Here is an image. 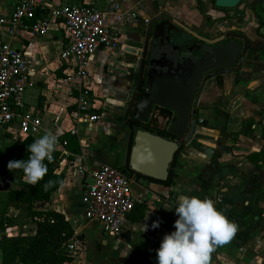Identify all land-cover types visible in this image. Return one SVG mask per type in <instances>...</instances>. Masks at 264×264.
I'll return each mask as SVG.
<instances>
[{
	"label": "crops",
	"instance_id": "0c3cea01",
	"mask_svg": "<svg viewBox=\"0 0 264 264\" xmlns=\"http://www.w3.org/2000/svg\"><path fill=\"white\" fill-rule=\"evenodd\" d=\"M18 1L0 0V18L7 22ZM213 1L52 0L55 6L92 4L102 10L121 3L135 11L133 18L118 24L121 34L118 48L98 50L90 56L85 84L90 88L100 120L91 131H80L81 142L74 137L80 153H72L67 159L74 162V166H66L61 172L56 169V173H63L65 178L47 205V209L64 214L75 232L83 236L84 247L72 264H101L99 252L103 246L107 248L109 264H157L156 249L163 235L174 231L173 222L177 218L174 207L180 195L208 197L238 226L232 239L216 248L212 264L264 263V164L256 166L249 160L251 153L259 152L264 146V13L256 16L258 7L264 11V0L247 1L232 10L216 9ZM161 12L205 38L238 31L248 37L251 46L238 72L213 79L202 88L196 104L199 124L176 159L174 184L165 186L132 177V193L142 201L136 207H146L147 220L144 217L141 222L132 221L134 212L138 211L135 207L121 231L110 234V243H106L105 235L96 241L97 249L93 254L94 246L82 227L84 193L93 180L92 174L101 166L121 168L126 165L134 131L126 121L131 118L126 117V111L138 80L143 47L141 35L148 19ZM6 27L7 23L0 24V46L10 41ZM11 44L24 50L30 58V86L26 98L33 104L26 103L42 121L41 130L33 137L36 139L45 131H51L61 140L74 128L72 112L76 97L74 81H66L72 70L61 58L67 45L61 26L53 24L45 37L21 33ZM168 122L169 119L159 117V130L168 129ZM203 122L206 125L203 126ZM246 125L251 126L250 132ZM14 140H19L16 135L0 131V147ZM61 155L60 160L65 162V156ZM79 166L88 170L85 176L76 172ZM16 212L18 210L14 209L8 212L12 223L6 226L5 234L33 235L36 219L27 217L25 223L30 221V225L18 223L13 220ZM157 219L159 227L151 228L152 221ZM142 223L149 227L141 233ZM29 227L32 231H28Z\"/></svg>",
	"mask_w": 264,
	"mask_h": 264
},
{
	"label": "built area",
	"instance_id": "2783aa9c",
	"mask_svg": "<svg viewBox=\"0 0 264 264\" xmlns=\"http://www.w3.org/2000/svg\"><path fill=\"white\" fill-rule=\"evenodd\" d=\"M134 16V9L121 3L102 10L92 4L55 6L52 0H19L7 22L0 18V24L7 23L10 40L0 46V131L23 140L35 136L42 127L40 116L24 101L30 86L29 55L15 48L11 44L12 39L26 32L45 37L53 24L61 26L67 41L61 58L72 70L66 81H74L76 93L72 112L74 128L69 135L81 142L80 131H91L100 120L90 88L85 84L90 56L98 50H116L121 37L118 24ZM67 146L68 140H59L54 151L60 152L66 159L65 162L60 160L56 168L59 172L75 164L67 160L72 156ZM76 172L85 176L88 170L79 166ZM92 178L84 193L85 217L97 222L109 235L120 232L126 218L137 204L142 203L132 193V177L118 166L103 165L92 174ZM83 247L84 240L75 232L66 245V251L75 258Z\"/></svg>",
	"mask_w": 264,
	"mask_h": 264
},
{
	"label": "water",
	"instance_id": "95a60500",
	"mask_svg": "<svg viewBox=\"0 0 264 264\" xmlns=\"http://www.w3.org/2000/svg\"><path fill=\"white\" fill-rule=\"evenodd\" d=\"M242 2L214 0L213 6L232 10ZM140 43L143 47L138 80L126 117L145 124L155 107L168 109L173 113L168 128L172 138L138 129L129 167L134 173L165 182L180 145L187 144L198 127L196 104L202 88L213 79L238 72L251 44L238 31H225L215 38L202 37L166 12L148 19Z\"/></svg>",
	"mask_w": 264,
	"mask_h": 264
},
{
	"label": "trees",
	"instance_id": "16d2710c",
	"mask_svg": "<svg viewBox=\"0 0 264 264\" xmlns=\"http://www.w3.org/2000/svg\"><path fill=\"white\" fill-rule=\"evenodd\" d=\"M172 116L173 113L170 110L155 107L149 122L145 124L135 123L132 118L126 120L134 130L128 148L127 162L123 167L130 177L146 178L134 173L129 167V156L135 132L142 128L151 133L172 138L168 134V129L161 131L158 128L159 117L167 118L170 122ZM246 127L248 130L251 128L250 125H246ZM245 132L247 133V131ZM65 139L68 140L67 149L74 154H79L80 149L76 139L69 134L61 137V140ZM34 140L33 136L19 140V147L15 154H12L11 151L2 150V147H0V165L6 167L10 160L27 159L29 155L27 146ZM262 140L264 141V132ZM184 147L185 145L182 143L171 165L167 181L160 182L150 178L146 179L165 186L173 185L174 179L177 178L176 159L182 153ZM61 157L62 155L59 152L52 153V160L45 161L47 173L35 185L28 183L27 177L21 169H12L13 176L9 179V182L0 183V191L6 193L0 200V264H64L65 262L73 263L75 261V258L66 251V245L73 237L75 229L64 214L47 209V205L52 202V196L63 185L65 178L63 173H56L57 163ZM249 160L256 166H259V163L264 164V146L259 152L251 153ZM48 181H52V184L45 190L43 186ZM136 208L138 211L134 212L136 214L132 216V221L141 222L145 217L146 207L138 205ZM10 209L25 212L27 217L36 219V231L33 235L8 236L5 234L6 226L12 223V218L8 216ZM80 238L83 239V236H80Z\"/></svg>",
	"mask_w": 264,
	"mask_h": 264
},
{
	"label": "clouds",
	"instance_id": "9594fccd",
	"mask_svg": "<svg viewBox=\"0 0 264 264\" xmlns=\"http://www.w3.org/2000/svg\"><path fill=\"white\" fill-rule=\"evenodd\" d=\"M57 143V136L45 131L27 146V159L10 160L6 167L10 171L21 169L28 183L35 185L47 173L45 161L52 160ZM51 184L52 181L45 183L44 189L47 190ZM174 210L177 214L173 222L174 231L163 235L156 249L157 264H212L216 248L228 243L237 231L236 223L218 210L208 197L180 195ZM159 225L157 219L152 221L150 227L155 229ZM148 227L142 223L141 233ZM127 255L128 252L124 257Z\"/></svg>",
	"mask_w": 264,
	"mask_h": 264
},
{
	"label": "rangeland",
	"instance_id": "374dc122",
	"mask_svg": "<svg viewBox=\"0 0 264 264\" xmlns=\"http://www.w3.org/2000/svg\"><path fill=\"white\" fill-rule=\"evenodd\" d=\"M247 1H251V0H243V2L238 7H241ZM256 13H259L258 15L256 14V16H259L262 13H264V11L262 9H260V7H258V10L256 11ZM26 92H27V90H26ZM26 92H25V95H24V101L28 102L30 104H33L32 100H29V99L26 98ZM33 95L34 94H32V97H33ZM170 123H171V121L169 122V125H170ZM248 132H250V131L248 130ZM3 145L4 144H2V148H1L2 150H6L7 152L11 151L12 154H15L16 151L18 150V147H19V140L18 141L14 140V142H11V144L9 143L6 146L5 145L3 146ZM121 169L123 170L124 173L129 175V173L123 167H121ZM12 176H13L12 171L8 170L7 167L0 165V183H2V182L5 183ZM3 194H4V192H0V200H1V198H3ZM13 217H14L13 220H15V221L17 220L18 223H24V224L31 223L30 221H27V223H25L26 222L25 220H27V216H26V213L22 212V211H18L16 213H14ZM82 227H84V229H85V231L87 233V236H88L89 242L91 243V246H92V244L94 246L96 241L102 235H105L104 238L106 239V243L107 244L110 243V235L105 233L101 229L100 225L97 222H95L93 220H90V219L85 217V221H83ZM28 231H32V229H30V227H29ZM96 249H97V247L95 248V246H94L93 250H92L93 254H94ZM106 250H107V248H105L103 246V249L99 252L100 257H101V261H102L101 264H109V262L106 260L107 257H109L107 252H106ZM99 263L96 262V264H99Z\"/></svg>",
	"mask_w": 264,
	"mask_h": 264
}]
</instances>
